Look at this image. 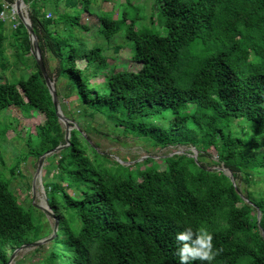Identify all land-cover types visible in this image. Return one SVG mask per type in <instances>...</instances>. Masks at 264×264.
<instances>
[{
    "label": "trees",
    "instance_id": "16d2710c",
    "mask_svg": "<svg viewBox=\"0 0 264 264\" xmlns=\"http://www.w3.org/2000/svg\"><path fill=\"white\" fill-rule=\"evenodd\" d=\"M78 1L24 0L64 115L61 80L66 98L115 116L125 134L149 137L157 148L192 146L197 156L174 153L164 167L146 157L133 172L97 150L84 126L74 127L69 144L47 156L56 170L43 187L58 227L42 264H179L175 235L186 226L213 235L222 251L212 264H264V0H155L159 30L126 23L124 12L119 20L97 17V30L107 38L125 24L136 71L109 67L101 49L79 37L88 29L80 18L89 3L79 8ZM18 22L10 34L22 37L28 53L30 41ZM4 26L0 22V80L7 67ZM49 57L58 58L54 67ZM31 58L26 77L0 81V110L25 106L41 115L23 151L24 158L39 159L66 141ZM105 68V80L91 82ZM211 147L217 160L209 167ZM220 163L245 184L233 185L213 168ZM258 183L263 186L255 190ZM29 205L0 176V264L8 262L7 245L20 246L32 231L35 240L50 234L38 235Z\"/></svg>",
    "mask_w": 264,
    "mask_h": 264
},
{
    "label": "rangeland",
    "instance_id": "374dc122",
    "mask_svg": "<svg viewBox=\"0 0 264 264\" xmlns=\"http://www.w3.org/2000/svg\"><path fill=\"white\" fill-rule=\"evenodd\" d=\"M82 1L89 3V11L83 12L80 18V21L88 29L79 30V37L84 39L88 46L99 47L107 57L109 67H114L116 70L127 69L136 71L140 64L132 62L130 59L133 42L125 35V24L124 26L123 24L121 25L120 30L115 35L107 38L97 30L99 25L97 17L108 16L119 20L124 12L127 19L126 23L134 21L136 27L149 26L154 30H159L156 20L157 10L152 6V2L155 0H79V8L82 6ZM26 9L28 11V7ZM46 15L48 17L52 16V11L49 8L46 11ZM4 29L6 38L3 42V53L6 57L7 67L0 81H15L27 76L29 68L33 64L32 54L31 52L25 53L22 37L14 38L10 34L14 29L12 24L5 23ZM57 29L62 30L63 25L59 24ZM57 62L58 58L49 57V65L54 67ZM78 64L82 65L81 61ZM107 69L105 68L104 73L93 78L91 82L102 83L105 80ZM63 86L64 81L61 80L57 88L61 92L59 100L65 106L67 117L77 127H85L89 139L97 150L123 165H130L131 171L135 172L138 166H142L146 157L153 158L156 162H159L160 167H164L165 162L163 159L175 151H190L191 154V146L168 145L157 148L151 144L149 137L142 138L138 133L125 134L121 127L115 125L117 120L115 116L110 115L105 110L99 111L89 104L80 103L79 98L76 96L66 98ZM40 122H42L41 115L34 111L28 114L25 111V106L18 108L11 106L5 110H0V176L9 180L10 189L24 206L30 204L27 209L32 214L38 235L45 234L47 231L51 235L54 224L52 217L36 207L35 204L41 205L44 203L45 192L41 184L53 179L52 171L56 170L55 166H53L54 162H49L47 156L45 157L42 162L39 181L36 177L38 159L33 156L23 157V151L27 149L25 141L29 136L33 137L34 128ZM61 125L63 127V124ZM5 126H7V130L2 136V129ZM207 152L208 158L205 162H207L209 167H212L211 161L217 160L216 151L211 147L207 149ZM219 166H222V163ZM219 166H214V168ZM11 168L14 170L11 171ZM261 177V175H257L254 179H260ZM235 183L242 186L245 184L240 178ZM262 186V183H258L254 186V189L260 190ZM35 237V231H32L24 243L29 244L37 241L38 239L35 240ZM47 246H49L48 242L39 246L23 247L16 251L7 264H42ZM37 247H41V249L36 250ZM14 249L10 245L6 246L9 256Z\"/></svg>",
    "mask_w": 264,
    "mask_h": 264
},
{
    "label": "water",
    "instance_id": "95a60500",
    "mask_svg": "<svg viewBox=\"0 0 264 264\" xmlns=\"http://www.w3.org/2000/svg\"><path fill=\"white\" fill-rule=\"evenodd\" d=\"M13 8L16 11L17 17L20 20V22L22 23V25L24 26L27 35H28V39L30 41V52L35 60V62L37 63L41 74L43 76V79L45 81V84L47 86V89L49 91V94L51 96V100L55 109V113L57 115L58 121L60 124H63V130H64V140L66 141L65 144H59L56 147L45 151L43 154H41L39 156L38 159V166H37V170H36V177L39 179L40 181V170L42 168V162L45 159L46 156H49L57 151H59L60 149H62L63 147H65L66 145H68L69 143V138H70V131L75 127L77 128L76 124L73 123L67 116L64 115V113L62 112V109L60 107L59 101H58V97L56 94V88H55V84L54 81L49 77L47 70L45 68L43 59H42V55H41V51L39 48V44H38V39L37 36L34 32L31 20L29 18L28 15V11L26 9L27 4L24 2V0H13L12 3ZM72 123V124H71ZM192 147V146H191ZM191 154L190 156L193 157V159H196L197 156V150L192 147L191 148ZM174 153L176 154H180L183 152L180 151H175ZM173 153V154H174ZM172 155V154H171ZM170 156V154H169ZM214 168V167H213ZM217 170L222 171L226 176L229 177V179L231 180V182L233 183V185H235V179L233 178L232 172L229 168H226L224 166H219V167H215ZM43 185V184H41ZM45 192V191H44ZM34 194V192H33ZM45 195V193H44ZM36 207H38L39 209H41L42 211L46 212L47 214H49L53 221V230H52V234L49 235L48 237H42L40 239H38L37 241L33 242V243H29V244H21L20 246L16 247L12 254L9 256L8 262H10V260L13 258V256L15 255L16 251L22 249L23 247H27V246H39L41 244L47 243L49 241H51L54 236L56 235V231H57V227H58V219L55 217V215L53 214L51 208L49 207L47 200H46V195H45V200L44 203L39 205V204H35ZM257 221H259V211L257 210ZM262 235L263 231H261Z\"/></svg>",
    "mask_w": 264,
    "mask_h": 264
},
{
    "label": "clouds",
    "instance_id": "9594fccd",
    "mask_svg": "<svg viewBox=\"0 0 264 264\" xmlns=\"http://www.w3.org/2000/svg\"><path fill=\"white\" fill-rule=\"evenodd\" d=\"M175 244V255L179 258V264H192L194 261L212 264L222 251L214 248L213 235L203 226L196 229L186 226L176 233Z\"/></svg>",
    "mask_w": 264,
    "mask_h": 264
},
{
    "label": "built area",
    "instance_id": "2783aa9c",
    "mask_svg": "<svg viewBox=\"0 0 264 264\" xmlns=\"http://www.w3.org/2000/svg\"><path fill=\"white\" fill-rule=\"evenodd\" d=\"M2 3V8L0 9V22L12 24L13 28H16L18 25V17L15 9L12 6V3L7 2L6 0H0Z\"/></svg>",
    "mask_w": 264,
    "mask_h": 264
}]
</instances>
